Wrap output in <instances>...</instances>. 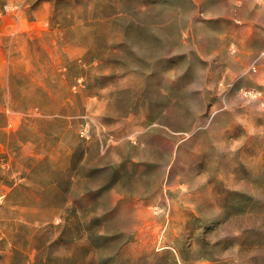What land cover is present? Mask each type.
Here are the masks:
<instances>
[{
    "label": "rangeland",
    "instance_id": "374dc122",
    "mask_svg": "<svg viewBox=\"0 0 264 264\" xmlns=\"http://www.w3.org/2000/svg\"><path fill=\"white\" fill-rule=\"evenodd\" d=\"M0 264H264V0H0Z\"/></svg>",
    "mask_w": 264,
    "mask_h": 264
},
{
    "label": "built area",
    "instance_id": "2783aa9c",
    "mask_svg": "<svg viewBox=\"0 0 264 264\" xmlns=\"http://www.w3.org/2000/svg\"><path fill=\"white\" fill-rule=\"evenodd\" d=\"M243 92H244V94H246L247 96L252 97V98H258L261 95V91L257 88H254V87L245 88V89H243ZM85 131L86 130H82L81 134H85ZM152 209H153V211L157 212L159 208L156 205H154Z\"/></svg>",
    "mask_w": 264,
    "mask_h": 264
}]
</instances>
